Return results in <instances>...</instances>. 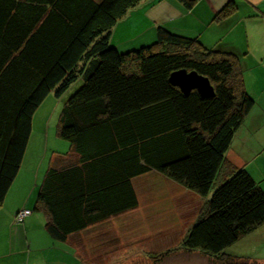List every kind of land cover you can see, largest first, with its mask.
<instances>
[{"label":"trees","instance_id":"obj_1","mask_svg":"<svg viewBox=\"0 0 264 264\" xmlns=\"http://www.w3.org/2000/svg\"><path fill=\"white\" fill-rule=\"evenodd\" d=\"M139 1L0 0V206L32 116L52 94L64 98L56 136L75 156L49 168L36 194L52 239L136 208L132 180L155 172L203 200L181 249L232 264L226 249L264 224V192L225 158L253 106L239 59L163 27L153 42L118 51L112 30ZM175 1L188 10L198 0ZM234 11L227 3L214 21ZM178 70L207 78L213 96L171 85Z\"/></svg>","mask_w":264,"mask_h":264},{"label":"crops","instance_id":"obj_2","mask_svg":"<svg viewBox=\"0 0 264 264\" xmlns=\"http://www.w3.org/2000/svg\"><path fill=\"white\" fill-rule=\"evenodd\" d=\"M227 3H232L235 11L214 21ZM158 27L197 39L208 49L223 47L239 59L243 86L253 106L236 130L225 158L233 168L246 171L264 192V0H198L188 10L175 0H140L116 23L110 43L120 52L138 48L155 40ZM63 99L49 94L42 103L47 100L57 118ZM33 116L20 168L0 206V264H128L129 244H122L123 230L127 218L138 210L136 183L147 174L132 180L136 208L72 233L63 242L52 239L45 228V214L34 209L36 194L49 168L74 163L75 156L68 146L64 153L58 148L49 153L42 141L40 147L31 142ZM54 135L56 138L55 130ZM24 209L30 210V215L16 223L14 215ZM225 253L236 258L232 264H264V224Z\"/></svg>","mask_w":264,"mask_h":264},{"label":"rangeland","instance_id":"obj_3","mask_svg":"<svg viewBox=\"0 0 264 264\" xmlns=\"http://www.w3.org/2000/svg\"><path fill=\"white\" fill-rule=\"evenodd\" d=\"M51 108L47 100L40 105L33 116L30 139L38 147L42 141L49 153L53 149L63 150L68 146L65 141L55 138L54 121L57 118L52 115ZM168 182L159 174L151 172L136 183L138 210L127 218L129 223L126 229L119 230L120 234L122 230L124 233L122 244H129L128 264H206L199 257L206 258L201 253L181 249L182 240L194 223L203 200ZM217 185L218 181L214 189ZM186 253L194 255L190 258Z\"/></svg>","mask_w":264,"mask_h":264},{"label":"water","instance_id":"obj_4","mask_svg":"<svg viewBox=\"0 0 264 264\" xmlns=\"http://www.w3.org/2000/svg\"><path fill=\"white\" fill-rule=\"evenodd\" d=\"M168 81L171 85L178 87L184 94L195 90L201 98L213 96V88L208 79L195 72L178 70L170 74Z\"/></svg>","mask_w":264,"mask_h":264},{"label":"built area","instance_id":"obj_5","mask_svg":"<svg viewBox=\"0 0 264 264\" xmlns=\"http://www.w3.org/2000/svg\"><path fill=\"white\" fill-rule=\"evenodd\" d=\"M28 215H30V210H20L14 215V221L16 223H21Z\"/></svg>","mask_w":264,"mask_h":264}]
</instances>
